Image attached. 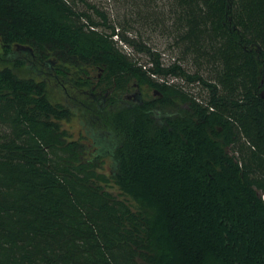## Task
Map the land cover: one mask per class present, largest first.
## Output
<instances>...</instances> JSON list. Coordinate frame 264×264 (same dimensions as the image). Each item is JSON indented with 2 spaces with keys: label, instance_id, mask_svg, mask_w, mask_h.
I'll list each match as a JSON object with an SVG mask.
<instances>
[{
  "label": "trees",
  "instance_id": "obj_1",
  "mask_svg": "<svg viewBox=\"0 0 264 264\" xmlns=\"http://www.w3.org/2000/svg\"><path fill=\"white\" fill-rule=\"evenodd\" d=\"M166 6L194 73L86 0H0V264H264V0ZM51 83L98 130L96 156ZM142 86L153 98L130 100ZM104 157L138 211L105 190Z\"/></svg>",
  "mask_w": 264,
  "mask_h": 264
},
{
  "label": "rangeland",
  "instance_id": "obj_2",
  "mask_svg": "<svg viewBox=\"0 0 264 264\" xmlns=\"http://www.w3.org/2000/svg\"><path fill=\"white\" fill-rule=\"evenodd\" d=\"M88 4L92 6H96L100 11L104 12L111 25L117 26L122 32L130 38H140L141 41L148 44L154 52H157L161 56V63L163 67H168L174 64L175 62L182 61V65L184 68L194 73L196 71L195 66L192 64L191 60L184 59L181 51L177 48H174V40L172 37H169L166 30L164 29L165 22L162 20H166V11L168 6H166L167 0H154L152 6L148 7V9H152L154 12H146L145 6L142 4V7L136 6L133 3V0H86ZM78 8L81 11L88 10V7L79 3ZM142 10V12H139ZM96 21L102 22V19L94 13V10L88 11ZM130 29V31H126ZM116 41L118 37L114 38ZM119 46L122 50L128 54L133 55L139 59L140 64L145 65L147 68L152 67V57L147 56L145 54L138 53L132 47L119 43ZM0 52L2 53V49L0 48ZM6 63L4 60H0V70H2ZM99 70L93 72L92 76L94 78V82L97 83L99 77ZM159 81H170L177 82L178 80H172V78L166 77H156ZM107 86L101 85L99 89L106 88ZM193 90L199 92L201 88L197 85ZM140 92L142 94L143 99L153 98L154 92L146 86H142L140 88H135L131 95ZM88 93V91H87ZM49 95L52 103L54 104H66L70 105L71 109L76 112V116L70 122H62V127L66 130L69 135V141H79L86 144L89 155L94 157L96 156V151L101 150V146H96L93 134H97V129H92L89 125V117H84L82 111H78V108L73 104L74 101L70 100L65 92L54 83L50 84L49 87ZM89 95V93H88ZM85 100H89L87 97ZM99 173L104 175L109 183L105 184V190L110 194L114 195L121 201L126 202L133 211H138V204L131 198L123 195L119 187L114 183L112 177L115 173L114 163L110 157H104L101 159Z\"/></svg>",
  "mask_w": 264,
  "mask_h": 264
},
{
  "label": "flooded vegetation",
  "instance_id": "obj_3",
  "mask_svg": "<svg viewBox=\"0 0 264 264\" xmlns=\"http://www.w3.org/2000/svg\"><path fill=\"white\" fill-rule=\"evenodd\" d=\"M130 100H133V101H138V100H141L143 99L142 97V94L140 92L132 95L131 97H129Z\"/></svg>",
  "mask_w": 264,
  "mask_h": 264
}]
</instances>
